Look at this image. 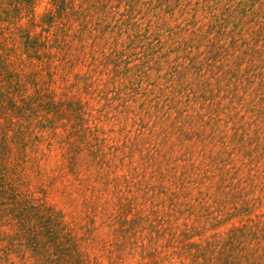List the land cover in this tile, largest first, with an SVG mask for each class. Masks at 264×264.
<instances>
[{
  "label": "rangeland",
  "instance_id": "1",
  "mask_svg": "<svg viewBox=\"0 0 264 264\" xmlns=\"http://www.w3.org/2000/svg\"><path fill=\"white\" fill-rule=\"evenodd\" d=\"M222 1L219 6L209 1L216 6L209 13L203 0H106L108 6L95 12L114 20L110 39L98 40L95 52L69 54L74 62L66 77L64 55L56 62L46 100L55 105L81 98L83 118L73 111L50 112L63 143L49 149L45 142L29 157L26 167L42 168L31 188L46 181L47 200L70 220H80L90 212L85 201L95 196L109 206L106 201L118 195L110 187L113 180L133 199L138 228L144 227L126 249L127 264H140L150 249L167 251L166 244L170 251L187 234L192 241L222 240L235 226L264 221V22L249 16L235 35L220 39L211 30L213 15L234 9L239 0ZM133 37V47L124 51ZM113 49L121 55L108 57ZM126 64L139 66L130 73L129 90L130 77L110 75L118 68L125 73ZM201 67L208 104L187 97L190 84L202 78L196 76ZM180 71L186 81L176 88ZM79 119L89 127L88 135L67 139L82 128ZM53 127L39 134L48 136ZM75 149L78 158L72 160L68 156ZM63 164L76 167L59 173ZM96 221L110 231L111 241V227ZM255 243L247 240L249 246Z\"/></svg>",
  "mask_w": 264,
  "mask_h": 264
},
{
  "label": "trees",
  "instance_id": "2",
  "mask_svg": "<svg viewBox=\"0 0 264 264\" xmlns=\"http://www.w3.org/2000/svg\"><path fill=\"white\" fill-rule=\"evenodd\" d=\"M209 1L212 0H203L204 12L210 13V9L216 8L208 4ZM222 2L214 0V5H222ZM39 6L42 8L38 9ZM106 6V0H0V264H127L126 249L144 228H138L141 220L136 211L138 207H132L133 199L124 197L113 180L110 187L116 189L118 195L106 201L109 206L97 203L98 196H95L92 201H85L86 209L89 207L86 212L90 211L86 216L70 220L65 210L47 200L49 185L46 181H37L36 190L31 188L42 168L26 167L29 157L41 152L39 145L47 142V147L52 149L57 142L63 143L57 139L55 121L49 118L51 111H73L83 118L81 98L62 100L54 105L46 100L50 95L48 88L57 74L56 62L60 55H64L61 64L68 67L66 77L74 62L69 54L95 52L96 42L109 40V34L115 32L110 30L114 20L95 12ZM249 16L264 22V0H239L234 9L225 7L221 14L213 15L211 30H216L220 39L229 38ZM230 25L233 28L228 30ZM135 42L133 37L124 51L131 49ZM114 55L121 53L113 49L108 57ZM138 67L128 65L125 73L119 68L111 69L110 75L114 79L119 74L128 78ZM202 68L196 76H204ZM179 74L173 80L176 88L186 81L185 74L181 71ZM132 78L125 85L127 90L134 84ZM190 85L187 88L189 101L207 103L205 77ZM85 88L89 93L90 87ZM83 89L81 86L77 91ZM122 104L125 105V101ZM44 110H48L47 113H40ZM79 120L82 128L69 132L67 139L74 133L83 139L88 135L89 127ZM48 127H53L48 136L39 134ZM69 154L72 160L78 158L76 149ZM32 159L36 160L37 155ZM75 167L63 164L57 171L71 172ZM53 179L57 180L58 175ZM253 212L254 208H250L247 214ZM90 215L93 221L89 220ZM96 219H100L104 228L111 227V241L110 231L104 232L103 227L96 225ZM251 221L252 224L235 226L222 240L192 241L187 234V241L179 239L177 245H171L174 249L170 251L168 244L164 246L167 251L155 248L146 251L140 264H264V221L261 218ZM247 240L256 243L249 246Z\"/></svg>",
  "mask_w": 264,
  "mask_h": 264
}]
</instances>
